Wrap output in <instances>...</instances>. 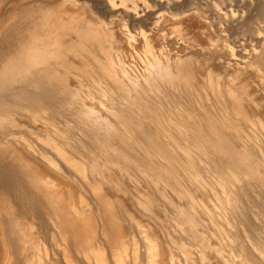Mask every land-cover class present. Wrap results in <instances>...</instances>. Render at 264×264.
<instances>
[{"label": "rangeland", "instance_id": "rangeland-1", "mask_svg": "<svg viewBox=\"0 0 264 264\" xmlns=\"http://www.w3.org/2000/svg\"><path fill=\"white\" fill-rule=\"evenodd\" d=\"M243 1L237 0V3L231 4L236 11H242L241 8L247 11L250 3V12L246 13L245 18L247 16L254 18L256 11L263 3L262 0ZM58 2L61 0H0V25L5 22L0 26V30L6 28L0 31L2 47H0V57L3 56L1 53L6 50L5 48L12 44L8 43L12 39L4 42L6 38L4 40L1 38L13 26L18 23L17 26H19L21 22H23L21 25H26V22L32 18H39L40 13L43 12L41 10L49 8L51 4L57 5ZM217 2L219 3L218 0H191V11L182 18L183 25L186 22L189 25L184 26L180 33L183 34L182 38L186 37L185 40L189 42L190 47L186 46L187 49L183 48V45L171 43L173 42L170 38L172 22L168 20L163 21L157 30L147 32V36L155 46L152 52L154 56L158 54L157 49L172 44L171 48L174 45V47H180L179 51L182 52L180 55L183 54V57L184 54H188L186 56L192 59V66L201 67L198 82L193 85L200 93V90L205 88L203 83L210 68L216 74L219 73L222 79L217 85V90L221 93L220 97L227 94L228 84L224 83L229 82L231 77H234L236 86L240 84L242 86L244 83L248 85L243 88L249 89L253 94L250 99L259 104V110L262 109L258 119L252 118L258 125L257 134L251 132L242 120L232 115L225 123L219 122L217 118H211L210 125L216 129H222L223 133L226 132L227 139L224 140L236 154L244 157L249 154L248 149L252 148V151H249L252 160L251 170L257 177H264V132L258 124L259 121L264 125V69L263 67L252 70L232 69L224 65L218 55L212 51L213 48L209 47V39L217 38L213 35L214 27H222L224 23L223 20L217 19L215 11ZM42 4L49 6L44 8L41 7ZM79 7L82 5L69 4L66 9L76 11ZM234 8L231 10L236 12ZM12 10H15L12 14L14 16L10 15L13 13ZM86 13L87 17H92L90 12ZM6 17L13 26L7 23ZM2 18L3 22H1ZM64 18L68 20V17L64 16L62 19ZM204 32L208 35H204ZM117 36L123 43L117 47L118 49L115 47L114 51L119 52V47H122V54L118 55L116 51L118 54L115 52L116 55L112 57V61L114 65L117 60L121 63L120 68L118 67L119 71L113 66L109 68V73L106 70V72L97 71V61L101 62L102 58L87 47V44L83 46L84 58L77 57L70 50L68 51L69 48L64 53V58L73 64L64 75V82L68 89L74 92L76 100L75 105L72 104L68 111L61 110L58 113V110L52 107L44 110L39 103H35L34 110L31 109L34 113L13 108L10 111L14 110V113L0 115L2 121L7 122L0 127L2 141L0 184L8 182L12 186L17 185V188H13L17 193L19 191L20 195L21 190L17 189L22 188L21 184L25 183V179L22 183L18 179L23 178L18 175L20 168L16 160H22L34 170L45 174L47 181L64 189V199L69 208L74 206L80 212L86 210L82 217L80 216V220L88 221L91 236L97 235L100 230L99 221L92 209L101 198L108 204L114 214L113 219L119 223L127 235H131V230L124 219V213L131 215L132 221L140 225L139 230L148 232L157 241L159 240L157 244L160 245L164 257L167 259L171 254L175 264H264V181L248 180L246 174L239 172L233 175L225 170L221 162L216 163L215 167L212 166L210 163L212 157L206 154L197 141L195 143L193 140H187L177 131V125L169 123L158 115L161 110L173 113L175 107L170 104L171 102L166 104L164 100L160 102L161 100L158 101L159 99L149 96L150 101L154 103L153 112L135 102L133 87L141 93L146 89L145 78L148 72H152L151 69H147L146 63L151 57L144 53L143 39L138 38L136 43L129 46L122 34L118 33ZM85 40H88L86 35L66 37L68 47L83 44ZM169 57V63L163 58V61L159 63L165 64L163 66L166 69L165 72L170 69L173 72L169 70L168 72L176 76L177 72L173 63L175 54L170 53ZM2 60L0 59V63ZM86 62L96 67H90ZM166 64L169 65L168 68ZM112 78L122 83V89L111 85ZM105 82L108 85H105ZM189 91L187 90L185 94L188 95ZM202 95L205 99L206 94L203 92ZM167 96L170 98L171 92H168ZM101 97H110L114 101L112 104L101 103L98 100ZM139 97L145 100L142 94ZM209 99L213 98L209 97ZM244 101H246L245 98ZM81 109L93 111L97 118L108 121L115 131L114 135L110 138L98 135L95 122L81 116L78 112ZM203 110L206 114H212L208 105H204ZM187 124L201 130L204 127L207 128L206 124L198 119H192V122ZM233 126L242 128L248 136L247 140L242 139L230 128ZM4 141L8 145L4 144ZM49 141L59 149L65 148L67 157L73 158L75 164L64 163L57 153L58 149L53 148ZM196 144L197 146H194ZM26 146L30 147V151ZM41 157L45 160H41ZM61 161H63L62 165L73 174L72 179L66 177L60 170ZM216 171L220 173L217 174ZM69 218L72 219L71 216ZM73 222L76 223L75 220ZM245 223L244 228L242 225ZM243 230L246 234H243ZM245 235L249 236L250 240ZM233 238L240 243V250L247 251L248 257L250 255L251 262L246 254H242V251L238 250L245 261L241 258L242 256L238 257L239 252L234 253L235 248L231 246ZM252 244L255 246L253 249L250 247L253 246ZM1 248L3 255L0 264H5L6 254L0 242Z\"/></svg>", "mask_w": 264, "mask_h": 264}, {"label": "bare ground", "instance_id": "bare-ground-1", "mask_svg": "<svg viewBox=\"0 0 264 264\" xmlns=\"http://www.w3.org/2000/svg\"><path fill=\"white\" fill-rule=\"evenodd\" d=\"M218 1V5H215L217 19L223 20L224 23L222 27H214L213 35L217 38L209 39V47L213 48L212 51L218 55L224 65L232 67V69L252 70L262 67L264 69V0H262L263 3L260 1L262 5L256 11L254 18H248V16L245 18L246 13L250 12V3L247 11L241 7L242 11H236L231 3L237 0ZM69 4H80L82 7L76 11H68L66 7ZM42 5L41 7L44 8L49 6ZM232 7L236 12L231 10ZM14 11L12 10L11 16H14L12 15ZM41 11L43 12L40 13ZM41 11L39 18H32L26 22V25H21L23 23L21 22L19 26H17L19 23L13 26L8 17H6L8 22L5 19L13 28L1 38V40L6 38L4 42H7V39H12L11 42L8 40V43L12 44L6 45V50L3 48L5 51L1 53L3 56L0 57L1 60L3 58L0 63V115L13 112L14 110L10 111L13 108L32 112L31 109L34 110L35 103H39L44 110L52 107L58 110V113L61 110L68 111L72 104L75 105L76 100L74 92L69 90L64 82V75L73 65L67 58H64L66 50L69 48L68 51L70 50L79 58H84L83 46L87 44V47L102 58L101 62L96 60L97 71L106 70L109 73L110 67L113 66L119 71L121 65L118 60L115 65L112 61V57L116 55L117 51H114L115 47L117 48L123 43L117 34H122L129 46L141 38L144 40L145 55L151 57L148 62L146 60L147 69H151L152 72H148L146 69L148 72L144 83L146 89L142 93L133 87L135 92L133 100L142 104L150 112L154 110V103L150 101L149 96L159 99L158 101L161 100L160 102L164 100L167 102H164L166 104L171 102L175 111L169 113L166 110H161L158 115L169 123L177 125V131L187 140H193L195 143L197 141L199 143L197 144L204 148L206 154L212 157V162H210L212 166L215 167L216 163L221 162L225 170L233 175H237L239 172L243 175L246 174L248 180L264 181V177H257L251 170L252 160L249 151H252V148L248 149L249 154L244 157L236 154L224 140L227 139L225 138L226 132L223 133L222 129H216L210 125L213 118L225 123L227 118L232 115L242 120L251 132L257 134L258 125L252 118L258 119L262 109L259 110V104L250 99L253 94L249 89L243 88L248 85H244V83L242 86L241 84L236 86L234 77H231L229 82L224 83L228 84L227 94L220 97L221 93L217 90V85L221 83L222 79L218 75L219 73L216 74L210 68L211 70L204 79L205 88L200 90V93L193 85L198 82L201 67L192 66V59L190 60L186 56L187 53L184 54V57L188 59L184 58L183 54L180 55L182 53L179 51L180 47H174V45L171 48L172 44H167L157 49L156 56L154 53L152 54L155 46L148 38L147 32H151L153 29L157 30L160 24L166 20L172 22L170 38L173 42L171 43L183 45V48L189 45V42L185 40L186 37L183 39L181 36L183 34L180 33L184 26L189 25L187 22L183 25L182 18L191 11V0H61L57 5L51 4L49 8ZM86 12H90L92 17H87ZM11 16H9L10 19H12ZM64 16L68 17V20L64 18L68 22L62 19ZM1 22H3V18ZM3 23L5 24V22ZM4 28L1 30H6ZM167 29L165 31L168 32ZM85 35L88 40H85L83 44L79 43L68 47L67 36ZM204 35H208V33L204 32ZM3 46L5 47V45ZM121 49L122 47H119L120 51ZM120 51H117L119 54L116 53L122 54ZM170 53L175 54V61H172L175 64L176 76L168 72V70L172 71L170 69L165 72L166 69L163 67L165 64H160L163 59L167 63L170 62ZM187 60H190V63ZM86 64L96 67L95 65L91 66V63L86 62ZM110 81L111 85L122 89V83L116 78H112ZM106 84L108 85L105 82ZM187 90L192 91H189L190 93L188 92L187 95L185 94ZM168 92L172 94L170 98L167 96ZM203 92L206 94L205 99L202 95ZM140 94L145 96L144 101L139 97ZM209 97L213 99H209ZM98 100L101 103L110 104L114 101L110 97H101ZM204 105H208L212 114L204 112ZM78 112L81 116L88 118V121L95 122L98 135L105 138L114 135L115 131L110 123L97 118L93 111L81 109ZM192 119L204 122L207 128L204 127L201 130L187 124V122H192ZM2 120L0 118V127L7 124ZM258 124L264 132V125L259 121ZM230 128L242 139L247 140L248 136L242 128L236 126ZM145 133L148 134L147 131ZM1 142L0 140V145ZM4 144L8 145L5 141ZM49 144L58 149L57 153L62 157L64 163L75 164L73 158L72 160L67 157L65 148L60 147L61 150L50 141ZM26 148L30 151L29 146ZM40 159L45 160L42 157ZM63 161L60 162V170L66 177L72 179L73 174L62 165ZM16 162L20 168L18 175L23 178L21 180L16 177V179L18 178L21 183L25 179V183L21 184L22 188L17 189L21 190L20 195L19 191L17 193L13 188H17V185L12 186L8 182L0 184V242L6 254L5 264H175V259L171 254L167 259L164 257L160 245L157 244L160 241H157L148 232L139 230L140 225L138 226V223L136 225V222L132 221L131 215L124 213V219L131 230V235H127L119 223L113 219L114 214L108 204L101 198L92 209L99 221L100 230L97 235L91 236L88 221L80 220V216L82 217L86 210L80 212L74 206L69 208L64 199L63 188L47 181L45 174L34 170L26 162L22 160H16ZM50 164L57 168L56 165ZM216 173L218 174L220 171H216ZM70 216L72 219L69 218ZM73 219L76 223L73 222ZM45 220H47L46 223ZM244 225L242 227L245 228L246 223ZM249 227L252 226L249 225ZM247 231L249 232V230ZM243 234H246V231ZM246 237L250 240L249 236ZM239 244L235 238L232 239L231 246L233 245L232 247L235 249L238 247L237 250L233 249L234 253L239 252L237 255L241 257L247 251L240 250L241 245L239 246ZM252 245L250 247L253 249L255 246ZM238 250L243 253L241 254ZM2 255L1 248L0 260ZM243 259L245 261V258ZM251 259L249 258V261ZM184 261H186L185 257Z\"/></svg>", "mask_w": 264, "mask_h": 264}]
</instances>
